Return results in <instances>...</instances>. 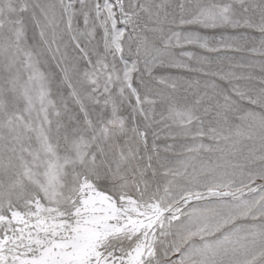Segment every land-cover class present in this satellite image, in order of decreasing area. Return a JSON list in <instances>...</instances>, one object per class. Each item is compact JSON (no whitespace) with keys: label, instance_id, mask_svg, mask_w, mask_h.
Segmentation results:
<instances>
[{"label":"snow or ice","instance_id":"snow-or-ice-1","mask_svg":"<svg viewBox=\"0 0 264 264\" xmlns=\"http://www.w3.org/2000/svg\"><path fill=\"white\" fill-rule=\"evenodd\" d=\"M0 264H264V0H0Z\"/></svg>","mask_w":264,"mask_h":264},{"label":"rangeland","instance_id":"rangeland-1","mask_svg":"<svg viewBox=\"0 0 264 264\" xmlns=\"http://www.w3.org/2000/svg\"><path fill=\"white\" fill-rule=\"evenodd\" d=\"M98 32V35H97V40H99V35L101 34V30H97ZM258 35V34H257ZM99 51H103V44L102 42L100 43L99 45ZM195 51L199 54L201 53V50L200 49H195ZM203 55L205 56H209V57H213V62L211 64V67L213 70H219L220 68H223L225 71L228 70V62L227 61H216L214 58L215 56L217 55L216 53H202ZM230 55H236V56H241V55H246V54H243V53H229ZM252 59H259V57H253ZM193 63V66L194 67H199V65H197L195 63V61L192 62ZM236 71H249L251 69H235ZM166 71L168 72H171L173 74H175L176 70L175 69H167ZM256 74L259 75V72L258 70L256 71ZM197 78H200L201 80L203 79H206V77H203L201 75V73L199 72H185L183 73V79L184 80H192V81H195ZM147 79V77H146ZM134 86L140 88L141 92L143 93L144 89H143V86L142 85H139V84H134ZM149 141L151 142V136L149 137ZM157 143H160V141H157ZM257 183H260V181H257Z\"/></svg>","mask_w":264,"mask_h":264}]
</instances>
